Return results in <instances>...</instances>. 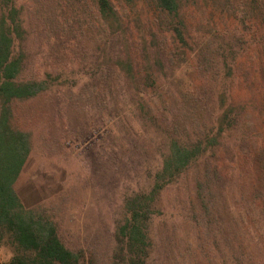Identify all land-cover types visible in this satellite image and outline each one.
Wrapping results in <instances>:
<instances>
[{"label": "rangeland", "instance_id": "rangeland-1", "mask_svg": "<svg viewBox=\"0 0 264 264\" xmlns=\"http://www.w3.org/2000/svg\"><path fill=\"white\" fill-rule=\"evenodd\" d=\"M16 1L26 31L16 49L24 54L20 79H45L49 87L36 97L10 103L12 125L27 132L31 141L15 189L28 210L55 223L64 244L80 256L79 264H114L115 236L127 214L125 199L149 183L158 153L155 145L159 147L167 134L161 118H182L186 103H181L180 92L188 90L193 95L204 83L194 69L195 53L200 51L208 58H258L261 29L249 32L248 27L263 21L264 0H258L259 11L253 9L257 3L251 0H188L184 8L187 46L174 30L181 29L180 25L154 17V4L143 0L135 10L139 34L149 37L152 47L163 43L173 57L169 62L163 57V66L158 63L151 69L152 79L147 62H140L144 77L131 87L120 81L117 72L111 71L110 79L100 77L104 70L99 64L109 55L114 57L118 44L104 45L101 36L81 34L86 24L83 22L95 25L90 16L93 0H65L60 5L56 0ZM112 2L119 5V0ZM146 21L152 22V27ZM126 59L121 56L120 67L128 70ZM221 74L217 79H205L206 87L223 92L228 88L231 94L225 92L226 97L221 99L218 94H198L202 101L198 104L206 105V115L231 103L246 106L239 111L243 124L237 127L232 123L233 129L222 141L228 162L221 172L228 177L220 182L222 186L214 180L207 184L204 177L197 179L202 164L191 167L163 191L162 213L155 217L154 231L162 233L166 226L172 229L171 221L178 219L180 226L175 232L180 234V243L176 245L191 247L197 253L204 249L207 255L199 257L198 264H264V204L253 202L246 192L251 181L246 171L252 163L245 156V151L253 147L252 143L249 146L251 137L258 134L264 120V90L259 74L255 76V88H246L238 77L231 85V80ZM137 91L138 97L133 96ZM173 96L175 103H170ZM140 103L155 120H146L147 115L138 108ZM150 106L155 109L150 110ZM190 196L198 208L205 202L215 205L209 224L208 216L200 220L202 224L195 232L198 241L193 240L190 222L182 223ZM182 226L184 230L178 231ZM156 241L157 247L162 245L159 238ZM232 245L242 253L238 255L243 260L224 258L231 253ZM215 250L223 257L219 258ZM12 257V247L1 245L0 264H9Z\"/></svg>", "mask_w": 264, "mask_h": 264}, {"label": "trees", "instance_id": "trees-1", "mask_svg": "<svg viewBox=\"0 0 264 264\" xmlns=\"http://www.w3.org/2000/svg\"><path fill=\"white\" fill-rule=\"evenodd\" d=\"M64 1L56 0V4L60 5ZM142 1L119 0V5H115L112 0H93L90 16L95 20V25L82 21L86 24L81 27V34L88 32L95 35L94 37L101 36L104 45L111 42L118 44V51L114 57L109 55L105 62L99 64L104 70L100 77L110 79V72H117L120 81L127 84L126 87L141 83L144 75L140 69V62H147L150 69L148 76L152 79L151 69L158 63L163 66V57L167 62L173 57L170 55V50H165L163 43L152 47L149 37L139 34L136 25L138 13L135 10ZM149 1L155 7L154 17L158 16L160 20H165L167 23L180 25L181 29L176 27L174 30L184 41L187 35L184 8L188 0ZM250 2L257 3L253 9L256 8L259 11L261 3L258 0ZM262 14L261 26L252 23L248 27L249 32H255L260 28L262 33L261 51L256 60L253 59L254 56L221 55L217 58H208L200 51L195 53L194 69L202 75L204 83L198 93L195 90L193 95L188 90L180 92L181 103H186L182 118L179 119L175 115L171 116L170 120L161 118L164 128L168 129H166L167 134L161 139L159 147L155 145L158 153L155 155L156 159L154 158L149 183L145 187H139L132 192L130 198L125 199L124 206L127 214L115 236L114 264H177L180 261L184 264H198L196 260L207 255L201 248L197 253L196 250H191V247L184 248L181 244L176 245L180 243L178 240L180 234L176 233V228L180 226L178 219L171 221L174 225L172 229L166 226L162 233H155L153 225L156 215L162 213L160 203L163 191L167 186L178 182V179L191 167L202 164L199 171L201 175L197 179L204 177L207 184L214 180L222 186L220 182H224L223 179L228 177L221 172L226 168L223 166L224 163L228 162L226 152L222 149V141L225 134L233 129V126H230L232 123L235 122L234 125L237 127L243 124L242 112L239 111L246 110V106L238 107L231 103L226 107H217L214 113L206 115L208 109L205 104H198L202 102L198 94L201 97L218 94L220 99L226 97L225 92L231 94V90L227 87L225 92L206 87L205 79H217L220 73H223L221 77L231 80V85L236 77L240 78V82L243 86L246 85V88H255L257 85L255 76L259 74L264 90L263 10ZM147 21L148 27H152V22ZM70 26L68 24L67 29L71 30ZM136 28L137 33L134 32ZM25 32L21 19V7L18 6L17 1L0 0V246L7 243L12 247L13 257L9 264H79L80 256L64 244L58 235L55 223L42 214L28 210L14 186L30 154L31 141L27 132L12 125L10 103L14 100L36 97L49 87L45 79H20L24 69V54L18 53L16 49L17 42L23 40ZM185 42L187 46L189 43L186 40ZM225 49L230 48L225 47ZM121 56L127 58L128 70L120 67ZM152 58L155 59L152 60ZM187 73L186 67L184 74ZM154 80L156 83L157 77ZM133 96L138 97V91ZM170 99V103H175L174 96ZM138 108L147 115V121L155 120L143 103H140ZM151 108L153 107L150 106V110ZM258 129V134H254L249 143V146L252 143L253 147L245 151V156L247 155L248 161L252 163L246 171L248 181L251 180L249 190L246 192L253 202L261 201L264 204V120ZM201 184L200 181L198 185ZM230 190L234 192L231 187ZM187 204L188 206H185L182 212V223L190 222V228L194 232L193 240L198 241L199 236L195 232H198L202 224L200 220L208 216L207 224H209L211 212L215 213V205L213 202L210 204L205 202V206L198 208L192 196ZM183 228L184 226L178 231L184 230ZM157 238L162 243L159 247L156 246ZM230 250L231 253L224 255V258L227 256L234 262L243 260V257L238 255L242 253H238L235 245H232ZM215 252L219 258L223 257V253L219 250Z\"/></svg>", "mask_w": 264, "mask_h": 264}]
</instances>
